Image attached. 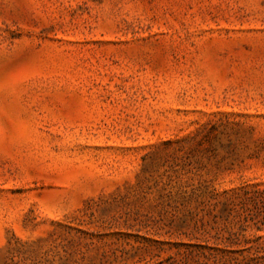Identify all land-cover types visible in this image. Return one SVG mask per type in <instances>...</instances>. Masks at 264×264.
Masks as SVG:
<instances>
[{"label":"rangeland","instance_id":"obj_1","mask_svg":"<svg viewBox=\"0 0 264 264\" xmlns=\"http://www.w3.org/2000/svg\"><path fill=\"white\" fill-rule=\"evenodd\" d=\"M0 264H264V0H0Z\"/></svg>","mask_w":264,"mask_h":264}]
</instances>
